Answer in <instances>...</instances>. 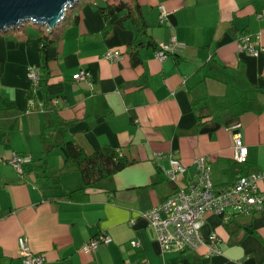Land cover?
<instances>
[{
  "label": "crops",
  "instance_id": "crops-1",
  "mask_svg": "<svg viewBox=\"0 0 264 264\" xmlns=\"http://www.w3.org/2000/svg\"><path fill=\"white\" fill-rule=\"evenodd\" d=\"M104 1L80 0L55 30L48 89L68 123L47 153L40 95L27 97L28 68L39 67L38 38L47 31L27 24L0 31V264H22L21 236L44 254V264H262L264 209L228 219L207 213L206 243L184 251H164L140 212L175 191L164 172L171 155L187 166L181 183L194 178L195 158L205 155L215 188H229L236 178L230 126L237 121L251 172L264 170V50L245 52L236 39L250 32L264 47V0H130L141 4L149 24L137 63L128 48L135 26H110L114 17L98 9ZM161 5L169 11L163 22ZM172 35L186 45L160 59L159 43ZM116 48L122 58H106ZM82 69L91 73V83L74 80ZM68 140L89 153L117 149L132 162L85 187L75 168L61 169ZM15 151L32 157L24 174L8 161ZM158 153L163 156L156 160ZM102 232L113 241L84 251ZM213 232L221 237L220 251L209 254ZM135 239L140 246L132 245Z\"/></svg>",
  "mask_w": 264,
  "mask_h": 264
},
{
  "label": "built area",
  "instance_id": "built-area-1",
  "mask_svg": "<svg viewBox=\"0 0 264 264\" xmlns=\"http://www.w3.org/2000/svg\"><path fill=\"white\" fill-rule=\"evenodd\" d=\"M169 11L166 6L161 5L160 20L164 21ZM19 27V26H18ZM239 48L254 55L260 54L264 47L256 44L259 36L250 32H240L237 35ZM185 42L180 41L176 35H172L170 41L159 43L156 55L160 59L167 58L170 52L185 47ZM122 51L118 48L106 52V58L120 60ZM28 77L31 80V88L38 93L40 82L39 67L29 66ZM74 80H85L91 83V73L82 69L73 75ZM41 101V100H40ZM44 112L43 103L40 102ZM242 123L235 122L230 126L233 134L235 147V160L245 163L248 159L249 148L245 144L241 134ZM163 156L156 154V160ZM32 157L26 153L15 151L9 163L19 172L24 174L26 165ZM170 167L164 172L168 179L176 184L175 191L166 197L158 205L143 210L144 215L155 228L157 238L164 251L167 250H199L206 243L203 235V225L207 213L214 212L222 215L225 219L230 216L240 214H250L264 209V170L253 171L249 174L238 175L232 185L223 190L215 188L212 175L211 160L208 156H198L195 158L197 173L194 178L187 183H181L180 179L187 169L183 161L174 156H170ZM210 241L209 254L220 251L219 244L221 237L217 232H213L208 237ZM113 241L108 232H102L87 241L83 250L87 252L96 251L101 245L110 244ZM22 264H44L46 258L43 253L34 252L29 245L27 238H19ZM132 245L140 246V240H132ZM147 264V262L137 263Z\"/></svg>",
  "mask_w": 264,
  "mask_h": 264
},
{
  "label": "trees",
  "instance_id": "trees-1",
  "mask_svg": "<svg viewBox=\"0 0 264 264\" xmlns=\"http://www.w3.org/2000/svg\"><path fill=\"white\" fill-rule=\"evenodd\" d=\"M104 2V4L98 6V9L104 16L110 18L114 17L110 26L119 24L122 27H126V22L128 21L135 26L137 35L134 40L128 44V48L130 49L134 63L139 62L140 57L137 48L144 43V37L147 35L149 36V24L143 13L141 4L133 3L130 0H114L113 2L105 0ZM78 20L79 17L76 19V22H78ZM56 28L57 26L51 30V32L43 33L38 38L41 58L39 64V90L38 93H35L32 88L27 91V97L29 99H36L39 94L40 100L43 103L42 106L47 118L42 132V141L45 146L44 153L51 151V149L56 146L55 136L57 132L66 127L68 123L61 116L59 108L54 105V101L48 89L50 77L52 76L49 47L57 40V36L55 37L54 35ZM149 43L154 44V41L150 38ZM1 75L2 70H0V76ZM62 151L65 156V161L61 169L66 170L75 168L81 174L85 187L93 186L98 181L115 174L132 162V160L125 157L121 151L117 149L100 148L89 153L80 144L72 140L64 142ZM229 162L231 163L230 169L232 177L237 178V175H245L250 173L253 169L247 162L239 163L235 160H229ZM185 264H188L186 260ZM262 264H264V260Z\"/></svg>",
  "mask_w": 264,
  "mask_h": 264
},
{
  "label": "water",
  "instance_id": "water-1",
  "mask_svg": "<svg viewBox=\"0 0 264 264\" xmlns=\"http://www.w3.org/2000/svg\"><path fill=\"white\" fill-rule=\"evenodd\" d=\"M80 0H0V31L27 21L47 25L53 30L65 18L67 10Z\"/></svg>",
  "mask_w": 264,
  "mask_h": 264
},
{
  "label": "rangeland",
  "instance_id": "rangeland-1",
  "mask_svg": "<svg viewBox=\"0 0 264 264\" xmlns=\"http://www.w3.org/2000/svg\"><path fill=\"white\" fill-rule=\"evenodd\" d=\"M24 24H27V25H29V28H30V30H33L32 29V27L31 26H37V27H39V28H44L43 30H45L46 29V31L49 33V32H51V30H49L48 29V27H47V25H41V24H38V23H36V22H34V21H27L26 23H24ZM23 24V25H24ZM22 26V25H21ZM40 34H42L41 32H40Z\"/></svg>",
  "mask_w": 264,
  "mask_h": 264
}]
</instances>
